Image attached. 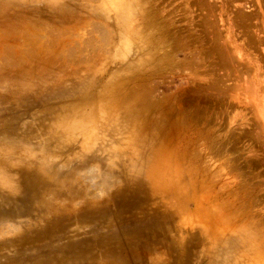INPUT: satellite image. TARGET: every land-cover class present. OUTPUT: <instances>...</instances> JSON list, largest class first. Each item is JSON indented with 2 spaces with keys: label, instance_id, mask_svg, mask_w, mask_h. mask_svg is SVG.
Here are the masks:
<instances>
[{
  "label": "rangeland",
  "instance_id": "obj_1",
  "mask_svg": "<svg viewBox=\"0 0 264 264\" xmlns=\"http://www.w3.org/2000/svg\"><path fill=\"white\" fill-rule=\"evenodd\" d=\"M0 264H264V0H0Z\"/></svg>",
  "mask_w": 264,
  "mask_h": 264
}]
</instances>
